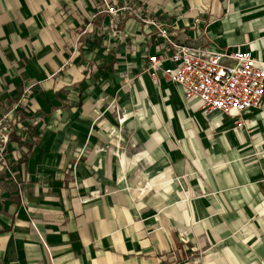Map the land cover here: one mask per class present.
Listing matches in <instances>:
<instances>
[{"label":"crops","instance_id":"0c3cea01","mask_svg":"<svg viewBox=\"0 0 264 264\" xmlns=\"http://www.w3.org/2000/svg\"><path fill=\"white\" fill-rule=\"evenodd\" d=\"M105 1L264 61V0H0V117L37 138L0 161V264H264V106L205 114Z\"/></svg>","mask_w":264,"mask_h":264},{"label":"built area","instance_id":"2783aa9c","mask_svg":"<svg viewBox=\"0 0 264 264\" xmlns=\"http://www.w3.org/2000/svg\"><path fill=\"white\" fill-rule=\"evenodd\" d=\"M106 4L113 26H117L123 13L132 11L141 21L143 29L162 40V49L154 56L146 58V69L160 70L167 82L182 88L185 100L196 98L202 103L205 114L220 113L241 116L243 113L262 109L264 106V61L258 60L250 51L217 52L209 48L189 47L180 44L172 32L157 20L142 17L135 5L125 2L121 5ZM141 12V13H140ZM172 67L161 68L164 63ZM18 104L2 113L0 117V161L2 168L14 174L4 160L7 146L14 137L30 142L35 136H25L26 128L16 116ZM243 126L241 121L237 122ZM20 143V142H19ZM26 154L28 150L24 151ZM18 193L22 195L21 189Z\"/></svg>","mask_w":264,"mask_h":264}]
</instances>
